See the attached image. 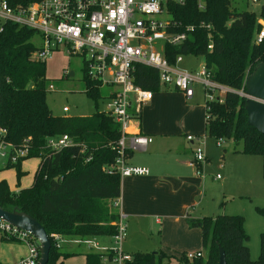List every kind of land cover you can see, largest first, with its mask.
Returning <instances> with one entry per match:
<instances>
[{
  "label": "trees",
  "instance_id": "1",
  "mask_svg": "<svg viewBox=\"0 0 264 264\" xmlns=\"http://www.w3.org/2000/svg\"><path fill=\"white\" fill-rule=\"evenodd\" d=\"M6 1L11 6H23L37 0ZM240 1L246 2L202 0L203 8H199L195 0H185L183 5L173 6V18L181 23L177 30L186 24L196 28L183 43L166 45L164 56L170 63L180 54L203 57L212 80L227 88L222 102L209 103L210 119L205 123V134L241 143L234 152L260 155L264 180V134L247 124L246 98L237 94L245 90L246 78L264 61V40L253 43L258 28L256 19H264V4L257 16L240 8ZM200 22L209 28L198 27ZM34 35L28 28L8 21L0 23V128L4 130L0 141L20 147L28 139L27 155L15 163L7 159L6 167L15 168L18 180L22 174L20 162L39 159L31 186L13 192L6 181L0 180V208L30 215L49 238L52 233L70 239L110 237L119 218L112 202L120 195V177L108 171V167L117 156L115 145L120 128L103 109H97V101L106 99L109 89L83 73L84 92L93 100L96 110L87 116L52 114L45 101L49 85L44 61L32 57ZM133 82L153 93L160 89L157 71L145 65L135 67ZM63 134L71 144L60 149L50 147L48 141ZM257 211L264 217V208ZM185 223L188 228L199 229L204 257L188 259L185 252L176 257L163 251H136L128 264H216L219 248L226 264H264V232L259 236V255L251 260L242 215L186 217ZM0 239L15 241L2 233ZM50 243L46 264H63L61 259L70 254L56 248L51 238ZM104 258L99 252H88L85 264H110L108 257Z\"/></svg>",
  "mask_w": 264,
  "mask_h": 264
},
{
  "label": "built area",
  "instance_id": "2",
  "mask_svg": "<svg viewBox=\"0 0 264 264\" xmlns=\"http://www.w3.org/2000/svg\"><path fill=\"white\" fill-rule=\"evenodd\" d=\"M195 1L199 8H203L202 0ZM247 1L260 4V7L264 4L261 0ZM184 3L185 0H37L23 6H11L6 0H0V23L8 21L28 28L39 37L40 43L35 46L32 55L34 60L44 61L52 52L64 49L68 55L81 57L82 71L89 79L109 89L103 110L118 123L120 137L115 145L117 156L108 171L117 173L120 178L148 173L145 167L131 166L126 162L129 152L143 150L152 141L150 136L140 132L139 123L142 108L151 101L154 93L134 84L133 74L137 65L155 69L160 88H173L187 99L194 94L193 86H200L204 96L205 123L210 119L209 103L222 102L227 91L225 86L212 80L204 64L189 71L181 67V54L175 57L173 63L164 56L166 45L183 43L196 28L194 24H186L177 30L181 23L173 18L172 7ZM256 22L258 28L253 43L260 44L264 40V19L257 17ZM197 25L209 28L203 22ZM207 48L210 49L211 44ZM237 94L249 98L245 90L241 89ZM63 109L67 111L66 107ZM133 127L135 130L131 131ZM3 132L0 128V134ZM185 139L194 146L187 165L195 175L200 176L201 164L206 158L202 139L191 134H186ZM27 140L24 139L20 147L0 141L9 147L8 152L0 151V155L11 163L17 162L27 155ZM222 142V138L216 139L217 146ZM48 144L53 149H60L70 145L71 140L63 134L57 139H50ZM112 204L117 208V199ZM118 215L115 232L110 236L113 241L110 248L100 246L93 238L68 239L58 233H52L50 238L56 248L71 241L98 250L105 255L104 259L108 257L110 264H128L132 255L122 249L125 224L121 221L123 216ZM0 232L27 247L26 257L14 264L37 262L38 243L29 232L2 219ZM185 256L194 259L204 257V254L196 250L185 252Z\"/></svg>",
  "mask_w": 264,
  "mask_h": 264
},
{
  "label": "rangeland",
  "instance_id": "3",
  "mask_svg": "<svg viewBox=\"0 0 264 264\" xmlns=\"http://www.w3.org/2000/svg\"><path fill=\"white\" fill-rule=\"evenodd\" d=\"M264 0H261L263 2ZM240 8H247L258 14L260 4H251L240 1ZM34 46L39 45L40 39L34 35L32 38ZM45 77L47 79V91L45 92V101L47 107L54 115L66 116H87L92 114L96 107L93 100L84 92L85 84L83 81V60L76 55H68L64 49L52 52L45 60ZM182 66H192L198 68L203 64L202 56L185 55L182 58ZM73 74L70 75L69 73ZM195 95L192 99H185L183 94L175 89L161 87L153 94L152 106L146 110V116L151 117L156 111L161 110L165 119L174 116L177 120L178 130L188 132L194 137H201L202 148L206 156L201 164L202 176L206 186L213 192V199L206 198L201 205L196 207L197 214L213 215L217 208H223L227 214H240L243 217V228L246 232V245L249 257L255 260L259 255V236L264 232V217L257 211L258 208H264V180L261 175V156L249 155L234 152V149H240L241 143L234 144L232 140H223L220 146L216 145V139L204 130V98L200 92V86L194 85ZM106 99L97 101V109H104ZM67 108V111L63 109ZM202 107L203 114L197 115V109ZM144 106L142 111H144ZM188 108V114H186ZM183 121V122H181ZM187 144L189 149V158L191 149L194 146ZM9 147L0 143V151L8 152ZM223 155V156H222ZM188 158V159H189ZM133 159H139L136 153ZM6 157L0 155V170L4 175L11 178V188L14 190L25 182L32 181V171L36 166L37 160L34 158L24 159L21 165L22 174L16 178L14 167H6ZM24 171V173H23ZM219 175L217 178L216 176ZM19 183V186H18ZM222 201V205L221 202ZM122 224H125L124 238L122 239V248L128 253L136 251L158 252L160 250L176 251H196L200 249L204 254L203 248L199 247L197 236H182L176 238L175 232L171 229L160 228L151 229L149 225L127 226V220L121 218ZM1 234V232H0ZM132 237L138 238L136 243L131 241ZM96 242L101 246L111 247L113 241L100 237ZM11 253L6 251L4 243L0 241V260L5 257L18 255L19 251L14 247L19 242H13ZM21 244V243H20ZM24 245L25 244H21ZM18 247V246H17ZM84 244L75 245L72 253L64 258L63 264H84L82 252L89 249ZM25 248V247H24ZM66 253L65 250H61ZM91 252H98L92 249ZM69 253V252H67ZM24 255V249L21 252ZM171 264H179L173 261Z\"/></svg>",
  "mask_w": 264,
  "mask_h": 264
},
{
  "label": "crops",
  "instance_id": "4",
  "mask_svg": "<svg viewBox=\"0 0 264 264\" xmlns=\"http://www.w3.org/2000/svg\"><path fill=\"white\" fill-rule=\"evenodd\" d=\"M181 67L189 71L195 69L188 65L183 67L182 64ZM200 92L202 93V91ZM193 96L188 99H192ZM152 99L144 106L145 108L141 112L139 123L140 132L143 135L150 136L152 141L145 149L132 151L126 161L131 166L145 167L148 173L145 175L120 178V195L117 198V211L127 220V226L130 224L132 226L147 224L151 229L160 228L159 231H162V229H171L175 232L174 236L177 239L182 236H192L193 238L197 236L199 247L202 248L199 229L188 228L185 223V218H201L203 216H214L219 213L228 212L219 207L213 215L200 216V214H197L196 207L200 206L206 198L213 199L214 192L206 186L204 177L202 175H195L193 170L187 165V161L191 157L189 158L190 152L189 149L187 150V144L185 142L190 145L192 144L185 139V135L189 133L184 132V130H178L177 120L174 118L175 115L169 119H165L161 114V110H158L151 117L146 116V110L152 106ZM197 111V115L200 113L201 115L203 114L202 107H199ZM186 114L189 115L188 108H186ZM134 130V127L131 128V131ZM136 153L139 155V159H133V155ZM34 159L37 160V163L32 171V181H27L21 186L18 183L19 187L14 190L11 188V178L5 176L4 171L0 170V180L6 181L10 191L16 192L21 188L31 186L34 173L39 163L38 158ZM23 160L20 162L21 171ZM220 203L222 205V201ZM98 238L100 237L93 239L96 241ZM105 238L111 240L110 237ZM137 240L138 238L135 237L131 239L133 243H136ZM0 241L4 243L6 251L8 250L9 253H11V247L13 248V242H18L16 240L2 241L1 239ZM21 244L19 242L14 247L15 250L19 251L18 255L2 258L0 263L14 264L20 259L25 258L27 255V247L24 245V248ZM75 245L79 244L67 241L62 244L60 250H65L66 253L69 252L68 254L71 255L73 254L72 250ZM87 248L89 249L88 251L79 254L83 256L84 264L85 254L92 250L90 247ZM22 249H24V255L21 254ZM123 251L128 253L125 250ZM160 251L176 257L179 256V253L183 252L176 250ZM61 260L63 263L64 259Z\"/></svg>",
  "mask_w": 264,
  "mask_h": 264
},
{
  "label": "water",
  "instance_id": "5",
  "mask_svg": "<svg viewBox=\"0 0 264 264\" xmlns=\"http://www.w3.org/2000/svg\"><path fill=\"white\" fill-rule=\"evenodd\" d=\"M70 75L73 73L70 72ZM245 92L249 98L245 99V113L247 124L264 134V61L259 63L245 80ZM0 219L9 224L29 232L38 243L39 257L35 264H46L50 249V238L43 226L30 215L16 210L7 211L0 208ZM226 264L224 252L219 248L218 262Z\"/></svg>",
  "mask_w": 264,
  "mask_h": 264
}]
</instances>
